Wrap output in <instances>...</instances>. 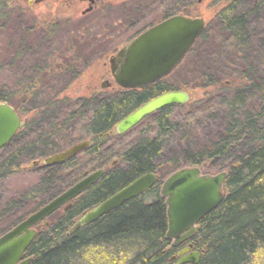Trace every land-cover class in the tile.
I'll list each match as a JSON object with an SVG mask.
<instances>
[{"label": "trees", "instance_id": "obj_1", "mask_svg": "<svg viewBox=\"0 0 264 264\" xmlns=\"http://www.w3.org/2000/svg\"><path fill=\"white\" fill-rule=\"evenodd\" d=\"M259 11H264L261 0L234 1L217 14L218 29L206 27L198 38L213 37L227 48L226 59L215 63L214 70L196 69L193 79L183 82L206 89L202 98L194 100L192 90L177 86L172 74L142 90L118 88L72 98L65 92L104 55L109 30L95 34L85 24L60 42V50L38 53L37 45L56 41L62 24L32 18L8 26L15 9L0 0V31L15 28L9 41L15 49L12 58L27 53L31 57L22 80L0 85V102H8L24 120L0 149V187L26 163H41L91 140L64 162L35 166L43 174L18 197L3 202L0 195V236L79 179L104 169L72 206L35 226L37 235L25 255L32 258L30 264H175L177 258L172 257L183 245L174 246L167 238V203L161 188L176 170L198 166L207 173L227 171L222 202L199 222L187 242L201 251L198 264H264V27L252 26ZM179 89L189 91L188 103L146 116L138 125L152 118L151 127L131 144L115 143L124 134L109 133L122 118L157 95ZM174 108L191 109V120L176 119ZM204 119L217 121L218 128L195 146L192 137L198 136L195 128ZM149 172L158 174L149 191L70 233L84 212Z\"/></svg>", "mask_w": 264, "mask_h": 264}, {"label": "water", "instance_id": "obj_2", "mask_svg": "<svg viewBox=\"0 0 264 264\" xmlns=\"http://www.w3.org/2000/svg\"><path fill=\"white\" fill-rule=\"evenodd\" d=\"M44 0H29L30 4ZM206 29L204 18H192L183 14L171 16L155 24L109 58L113 82L105 80L106 89L115 83L122 89H144L168 77L180 66L191 51L196 40ZM190 100L185 89L169 90L145 102L122 118L109 134H124L146 116L169 105H184ZM24 120L8 102H0V149L7 145L22 128ZM91 140L79 142L64 151L43 159L44 165L64 162L85 150ZM114 162L113 164H115ZM40 161H34L38 166ZM104 169L95 170L79 179L69 188L51 199L16 226L0 236V264H30L26 251L35 239V226L46 220L55 211L72 206V201L84 193L104 174ZM227 172L204 173L198 166L182 167L164 181L161 194L166 199L168 214L167 238L173 245L188 241L199 229V222L224 198ZM158 181L156 172L145 173L108 197L103 202L84 212L74 223L70 233L91 224L109 214L132 198L149 191ZM175 264H198L202 258L199 250L189 244L179 252ZM175 256L172 257V260Z\"/></svg>", "mask_w": 264, "mask_h": 264}, {"label": "rangeland", "instance_id": "obj_3", "mask_svg": "<svg viewBox=\"0 0 264 264\" xmlns=\"http://www.w3.org/2000/svg\"><path fill=\"white\" fill-rule=\"evenodd\" d=\"M5 1L8 5L14 6L15 9L8 26H11L13 23L16 25L22 20H30L32 18L36 19L42 24L52 23L54 21L60 22L62 24L56 41L54 40V43L51 41L37 45L36 48L38 49V53H50L52 50H60V42L67 41L70 35H73L74 32L80 28V22H69L66 20L68 11L67 9L62 8V0H45L44 2L34 3L32 5L29 4L28 0ZM210 1L212 2L209 3ZM234 1L238 0H204L202 5L198 6L197 10H195L194 16L198 15V17H203L207 22V27H209L210 30H217V14ZM243 1L253 2V0ZM82 8L83 7H81L80 10L76 12L75 15L77 17L81 16ZM18 12L21 13L18 14ZM259 13L260 16L255 21L253 20L254 16L252 17V26L256 27L257 25L256 28L261 29L264 27V11H259ZM92 19H96L95 13L86 16L87 21H91ZM150 21H153V16L150 17V20H144L143 24H146ZM103 23L108 25V20H103ZM90 28L91 32L95 34L99 33L101 30L100 25L95 21L93 25L90 23ZM14 34L15 28L7 27L0 31V85L2 86L12 85L18 80H22L23 73L29 69L31 65L29 63L31 57L28 53L25 54L24 58H20L21 56L14 59L12 58L15 53V49L9 46V41L11 40V37L14 36ZM113 38L115 39V44L120 41V39H116L115 36H113ZM212 38L213 37H211V39H207L206 36L202 39H198L185 61H183L181 66L175 69L171 75L172 80L177 86H181V88L187 87L192 90V98L194 100L202 98L206 93V89L186 86L183 82H188L190 79H193L196 74L192 73V71H196V69H207L212 71L216 68V66H214L215 63L222 62L226 59L225 57L227 55V48L220 44L217 39ZM115 52L116 48L113 49L111 45L109 48L103 49L104 55L90 64L82 76L75 80L67 89L65 96L76 98L84 95H90L101 90H107L109 92L118 90V87L115 85L106 89L101 87V83L105 80L113 82V77L110 72L109 58L115 54ZM219 74L222 76L224 75V72H219ZM173 115L181 122L190 121L193 112L189 108H174ZM152 125L153 119H147L141 125H137L124 134L121 138L115 139L114 141L117 145H123L125 143L131 144L143 132V130H146ZM217 128V121L204 119L202 123L195 128L199 131V133L198 136L194 135L192 137V143L195 146L201 145L209 139L210 134L212 135V133H214ZM171 146H174V144ZM42 165H44L43 160H41L39 167ZM34 167L35 165H33L32 162L26 163L23 166V171L10 176L3 183V185L0 187V195L2 196L1 200L3 202L11 198L18 197L27 187L34 185L38 181L40 176L43 174V171L40 168L35 169ZM215 173L218 172H213L211 174ZM7 224L8 223H5V226H7Z\"/></svg>", "mask_w": 264, "mask_h": 264}, {"label": "flooded vegetation", "instance_id": "obj_4", "mask_svg": "<svg viewBox=\"0 0 264 264\" xmlns=\"http://www.w3.org/2000/svg\"><path fill=\"white\" fill-rule=\"evenodd\" d=\"M62 1H63L61 3L62 8H65L68 11V16L66 18L67 21L80 22V28L85 24H88L90 26V23H92L93 25L95 21L97 24L100 25L101 29L107 28L110 32V37H111V41L110 44L108 45V48L111 45L113 49L116 48V52L120 48L128 44L133 38H135L140 33L148 29L149 27L158 24L159 22L171 16L183 14L185 16H189L192 18L198 17V15L194 16V12L195 10H197V7L202 5V3L204 2V0H62ZM261 1L263 2L264 5V0ZM211 2L212 1H210L209 3ZM81 7H83L81 10V16L77 17L75 14L80 10ZM94 13L96 14V19L87 21L86 16ZM151 16H153V21L143 24V21L146 19L150 20ZM105 19L108 20V25L103 23V20ZM205 23L207 27V22L205 21ZM112 35L115 36L116 39L117 38L120 39V41L115 44V39L113 38ZM113 85L117 86L115 83H113L111 87H113ZM117 87L120 88L119 86ZM138 90H142V89H138ZM187 242L188 241L180 244L183 245V247L178 251L177 255L175 256L177 260L180 257L179 252L183 248L189 245V243Z\"/></svg>", "mask_w": 264, "mask_h": 264}, {"label": "bare ground", "instance_id": "obj_5", "mask_svg": "<svg viewBox=\"0 0 264 264\" xmlns=\"http://www.w3.org/2000/svg\"><path fill=\"white\" fill-rule=\"evenodd\" d=\"M200 169H201V168H200ZM202 172H203V171H202ZM226 172H227V171H226ZM204 173H206V172H204ZM214 209H215V208H214ZM214 209H213V210H214Z\"/></svg>", "mask_w": 264, "mask_h": 264}]
</instances>
